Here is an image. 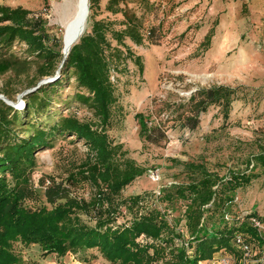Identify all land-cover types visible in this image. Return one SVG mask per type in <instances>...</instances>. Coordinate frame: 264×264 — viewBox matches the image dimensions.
I'll list each match as a JSON object with an SVG mask.
<instances>
[{"label": "rangeland", "instance_id": "rangeland-1", "mask_svg": "<svg viewBox=\"0 0 264 264\" xmlns=\"http://www.w3.org/2000/svg\"><path fill=\"white\" fill-rule=\"evenodd\" d=\"M55 2L59 4V0H49L47 6L42 0H0V5L20 7L35 17L44 18L48 46L56 51L62 30L54 22L52 7ZM248 2L119 0L117 7H113L114 11L125 10L134 14L145 30L161 23L157 34L160 39L155 45L144 42L141 46H135L128 40L124 42L135 56L141 58V75L131 60L120 66L119 71L111 69L110 72L117 102L112 109L107 134L114 145H121L122 152L127 154L126 158L145 170L142 177L136 178L121 192V199L126 200L135 195L149 196L159 186L163 188L164 184L188 185L192 175L186 170V164L202 165L219 177L229 172L244 171L247 166L251 170L255 165L253 174L257 177L249 185L235 191L233 200L226 205V211L231 218V227L236 228L239 218L252 213L264 222V169L253 161L258 155H264V82L258 88L249 85L251 73L248 52L254 23ZM107 6L108 0H93L84 34L90 33L91 25L95 22H103L114 31L123 29L122 15L109 12ZM211 28L214 30L213 37L208 50L204 51L200 45ZM111 44L112 47L116 46L115 42ZM26 50L19 43L6 49V55L12 56L16 67L0 75V100L5 98L11 103L10 107L20 109L30 91L37 86H49L56 79L55 84L58 85L45 95H38L37 102L41 104L37 105L36 112L15 124L12 134L19 139L26 138L34 135L36 130H47L58 122L60 116L75 117L84 123L95 122L92 112L74 99L76 94L84 92L77 87L71 71L63 73L58 64L52 76L40 79L43 62L28 56ZM119 50L125 52L122 47ZM243 51L246 56L242 55ZM212 86L237 88V99L232 102L226 119L218 107L211 106L200 115L198 127L194 131L179 125L172 127V123H168L167 143L150 145L139 138V128L134 120L136 114H142L144 118L149 116L148 126L156 124L167 116L175 117L182 113L192 93ZM161 102L165 104L162 112ZM159 112L161 114L158 115ZM87 154L82 142L73 137L57 135L50 140L48 147L35 151L36 166L31 172V184L37 200L26 205L32 209L45 207L50 210L51 206L44 198L45 186L50 180L64 183L69 175L75 174L85 164ZM152 174L160 177L158 184L151 181ZM41 182H44L43 186ZM219 189V185L214 188ZM94 193L88 183H82L72 193V197L89 201ZM157 206L168 225L181 235L176 247H185L184 244L191 238L182 220L184 203L160 202ZM213 206L211 208L215 213H206L203 221L208 228L214 226L221 229L220 208ZM147 207H142L140 212H144ZM119 212L117 225L131 220L130 211L121 208ZM82 219L88 222L86 218ZM12 249L23 264H111L96 250L68 253L64 257H44L37 245L24 247L16 243ZM167 260L165 257L153 264H164Z\"/></svg>", "mask_w": 264, "mask_h": 264}, {"label": "trees", "instance_id": "trees-1", "mask_svg": "<svg viewBox=\"0 0 264 264\" xmlns=\"http://www.w3.org/2000/svg\"><path fill=\"white\" fill-rule=\"evenodd\" d=\"M42 1L47 6L49 0ZM118 2L108 0L107 10L122 15L123 29L114 31L103 22L93 23L90 33L83 34L71 47L61 68L63 73L71 71L77 87L84 92L76 94L74 99L92 112L95 122L84 123L75 117L60 116L58 122L47 130H36L34 135L19 139L12 134L13 126L36 112L37 105L41 104L37 102L38 95L48 93L58 85L55 84L58 79L30 93L20 109L7 106L0 100V264H23L12 249L16 243L24 247L39 246L44 257H64L68 253L96 250L111 264H153L165 257L169 260L164 264H198L230 255L234 251L235 233L243 234L256 248L264 244V232L259 234L250 224V219L255 218L264 226L255 213L239 218L242 221H238L239 226L235 228L230 226L231 218L226 211L235 191L257 177L253 174L255 165L251 170L247 166L244 171L219 177L202 165L186 164V170L192 175L188 185L159 186L157 198L154 191L146 197L120 198L121 192L136 178L142 177L145 170L126 158L121 145H114L107 134L112 109L117 102L110 72L111 69L119 71L120 66L131 60L141 75V58L135 56L124 42L128 40L135 46L144 42L155 45L160 39L157 34L161 23L157 27H145V30L134 14L125 10L114 11ZM92 3L93 0H89V9ZM213 33L211 28L205 35L200 45L204 51L208 50ZM48 38L44 18L35 17L20 7L0 5V75L15 69L16 63L12 56L6 55V49L19 43L26 47L28 56L43 62L40 79L52 76L55 66L63 59L62 37L57 41L59 48L56 51L48 46ZM111 42L116 46L112 47ZM236 93L237 88L226 86L198 89L187 99L182 113L167 116L150 126L149 116L144 118L142 114H136L134 120L139 128V138L150 145L167 143L168 123H172V127L179 125L194 131L200 115L211 106L218 107L226 119L232 102L237 99ZM164 105L161 102L160 112ZM56 135L82 142L87 148L86 162L64 183L50 180L45 186L44 198L51 206L50 210L29 208L26 204L37 200L31 184V172L36 166L34 152L48 147ZM253 161L264 169V155H258ZM82 183H88L95 191L89 201L72 197ZM217 185L220 189L214 190ZM160 202L184 203L182 220L191 238L185 247H176L181 235L168 225L164 214L158 210ZM143 204L148 207L141 213L140 209L145 208ZM212 205L220 208L221 229L208 228L203 221L206 213H215ZM121 208L130 211L132 216L128 223L117 225ZM226 215L229 223L225 221Z\"/></svg>", "mask_w": 264, "mask_h": 264}, {"label": "built area", "instance_id": "built-area-1", "mask_svg": "<svg viewBox=\"0 0 264 264\" xmlns=\"http://www.w3.org/2000/svg\"><path fill=\"white\" fill-rule=\"evenodd\" d=\"M151 179L153 183L158 184L160 182V177L157 174H152ZM153 194L156 198L159 197V187L154 190ZM225 221L229 223L228 215L225 216ZM239 221L242 220L239 219ZM250 224L259 234L264 232V226L257 219L251 218ZM232 245L234 251L230 255L212 258L198 264H264V244L256 248L246 241L243 234L235 233Z\"/></svg>", "mask_w": 264, "mask_h": 264}, {"label": "crops", "instance_id": "crops-1", "mask_svg": "<svg viewBox=\"0 0 264 264\" xmlns=\"http://www.w3.org/2000/svg\"><path fill=\"white\" fill-rule=\"evenodd\" d=\"M248 3L254 23L248 52L251 73L249 85L258 88L264 82V0H249ZM242 55L247 54L243 51Z\"/></svg>", "mask_w": 264, "mask_h": 264}, {"label": "water", "instance_id": "water-1", "mask_svg": "<svg viewBox=\"0 0 264 264\" xmlns=\"http://www.w3.org/2000/svg\"><path fill=\"white\" fill-rule=\"evenodd\" d=\"M75 7L77 8V12H76L75 19L72 21L74 23L69 28H67V26H66V29L64 31V35L62 37V46L65 43L68 46H71V45L74 46L79 41L80 37L84 34L85 28L83 29V24L86 25V23H87V18H88V13H89V2H88V0H76ZM61 53L63 55V59H62V62L60 63V67H62V64L67 59L66 56L63 54V50L61 51ZM39 86H37L36 88L31 90L30 93L37 90L39 88ZM26 93H29V91ZM1 99L7 106L11 105V103L8 100H6L5 98H1Z\"/></svg>", "mask_w": 264, "mask_h": 264}, {"label": "bare ground", "instance_id": "bare-ground-1", "mask_svg": "<svg viewBox=\"0 0 264 264\" xmlns=\"http://www.w3.org/2000/svg\"><path fill=\"white\" fill-rule=\"evenodd\" d=\"M76 0H59V4L57 2L53 5V15L54 22L61 27L62 37L64 35V31L69 28L74 22L77 8L75 7ZM86 28V25L83 24V29ZM85 31V30H84ZM71 46H68L66 43L62 46L63 54L68 56V53L71 49Z\"/></svg>", "mask_w": 264, "mask_h": 264}]
</instances>
